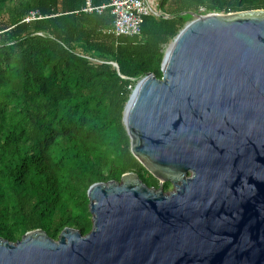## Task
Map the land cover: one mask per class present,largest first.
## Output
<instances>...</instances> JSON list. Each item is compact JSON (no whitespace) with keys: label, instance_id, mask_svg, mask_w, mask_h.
<instances>
[{"label":"water","instance_id":"water-1","mask_svg":"<svg viewBox=\"0 0 264 264\" xmlns=\"http://www.w3.org/2000/svg\"><path fill=\"white\" fill-rule=\"evenodd\" d=\"M190 14L122 116L132 154L174 190L132 171L94 182L86 234L0 237V264H264V8Z\"/></svg>","mask_w":264,"mask_h":264},{"label":"trees","instance_id":"trees-1","mask_svg":"<svg viewBox=\"0 0 264 264\" xmlns=\"http://www.w3.org/2000/svg\"><path fill=\"white\" fill-rule=\"evenodd\" d=\"M84 5L0 0V237L9 241L35 228L54 239L65 226L86 234L94 182L132 171L158 188L122 122L135 83L148 72L161 77L164 50L190 12L264 8V0H157L161 15H146L131 36L107 31L110 7ZM30 11L40 17L25 21Z\"/></svg>","mask_w":264,"mask_h":264},{"label":"built area","instance_id":"built-area-1","mask_svg":"<svg viewBox=\"0 0 264 264\" xmlns=\"http://www.w3.org/2000/svg\"><path fill=\"white\" fill-rule=\"evenodd\" d=\"M154 0H110L107 4L93 5L91 0H85L83 11L102 12L106 7H110L113 15L112 26L107 30L115 36L120 35H138L141 32V25L144 17L148 14L161 15ZM40 16L36 11H30L24 20L29 21Z\"/></svg>","mask_w":264,"mask_h":264},{"label":"rangeland","instance_id":"rangeland-1","mask_svg":"<svg viewBox=\"0 0 264 264\" xmlns=\"http://www.w3.org/2000/svg\"><path fill=\"white\" fill-rule=\"evenodd\" d=\"M155 2H154V4H157V0H154ZM158 6V5H157ZM164 182H166V180H162V179H160V186H162V184L164 183ZM169 182V185H168V188L166 189V192L168 193V192H170V191H172V190H174V185H173V183L172 182H170V181H168Z\"/></svg>","mask_w":264,"mask_h":264}]
</instances>
